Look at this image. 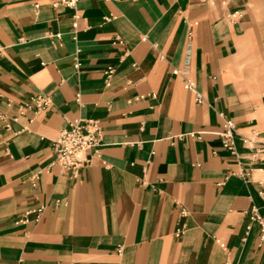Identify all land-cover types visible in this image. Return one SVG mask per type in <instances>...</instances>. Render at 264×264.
<instances>
[{
	"label": "crops",
	"instance_id": "0c3cea01",
	"mask_svg": "<svg viewBox=\"0 0 264 264\" xmlns=\"http://www.w3.org/2000/svg\"><path fill=\"white\" fill-rule=\"evenodd\" d=\"M53 1L0 0V113L51 99L0 121V264H264L247 233L253 206L264 217V0ZM89 120L102 146L74 179L52 144Z\"/></svg>",
	"mask_w": 264,
	"mask_h": 264
},
{
	"label": "built area",
	"instance_id": "2783aa9c",
	"mask_svg": "<svg viewBox=\"0 0 264 264\" xmlns=\"http://www.w3.org/2000/svg\"><path fill=\"white\" fill-rule=\"evenodd\" d=\"M205 5H213L215 0H201ZM53 7H67L70 9H76L78 0H54L52 3ZM242 18L240 12H235L226 17L230 24H236ZM75 21L78 19V15L74 16ZM76 27V22L74 28ZM60 38V35L57 36ZM114 45L123 46V41L117 37ZM79 65H76L78 67ZM114 73L113 68H108L105 71V82L107 87L111 85V79ZM175 75L183 76L181 71H174ZM185 87L191 91L195 96V102L197 105H203L206 100L201 92L197 89L196 84L189 78L183 77ZM77 101H79V95H77ZM51 106L50 97L38 95L29 97L23 104L19 106V114L13 118H7L5 115L0 113V121L5 124V129H11V123L18 122L19 118L25 116L28 112H33L35 115L46 112ZM222 117V115H220ZM33 120H30L32 123ZM236 135L237 127L232 119L223 120L222 131L218 134L222 147L228 151L231 155L238 157L236 151ZM245 144H252V140H244ZM102 146V131L98 121H80L72 123L67 129L60 131L56 139L53 141L52 150L55 156L54 164L57 165L61 171L69 172L72 174L74 179H77L81 171L91 164L93 158L99 157L100 148ZM146 171V169H145ZM37 176L31 178V182L35 185ZM146 185V182L143 181ZM260 196L264 201V189L260 192ZM45 207H40L36 211L26 213L23 221L27 222L28 217L35 213L36 219H39L43 214ZM183 216L186 215V211L182 212ZM250 217L251 225L247 228V233L251 230L252 224L258 225L260 229V240L264 243V217L260 214L257 207L253 206L248 212ZM184 230H179L176 233V237H179ZM224 248V245L221 244ZM121 253V249L119 251Z\"/></svg>",
	"mask_w": 264,
	"mask_h": 264
}]
</instances>
